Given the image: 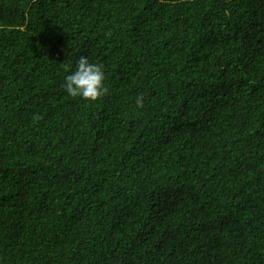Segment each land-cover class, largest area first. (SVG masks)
Masks as SVG:
<instances>
[{"label": "trees", "instance_id": "obj_1", "mask_svg": "<svg viewBox=\"0 0 264 264\" xmlns=\"http://www.w3.org/2000/svg\"><path fill=\"white\" fill-rule=\"evenodd\" d=\"M0 264H264V0H0Z\"/></svg>", "mask_w": 264, "mask_h": 264}, {"label": "clouds", "instance_id": "obj_2", "mask_svg": "<svg viewBox=\"0 0 264 264\" xmlns=\"http://www.w3.org/2000/svg\"><path fill=\"white\" fill-rule=\"evenodd\" d=\"M60 88L69 98L95 102L109 91L105 68L89 56L80 55L73 66L66 71ZM136 104L138 107L143 105L142 97L136 98Z\"/></svg>", "mask_w": 264, "mask_h": 264}, {"label": "bare ground", "instance_id": "obj_3", "mask_svg": "<svg viewBox=\"0 0 264 264\" xmlns=\"http://www.w3.org/2000/svg\"><path fill=\"white\" fill-rule=\"evenodd\" d=\"M191 237V236H190ZM192 239V238H191ZM51 244V243H50ZM43 254V253H42Z\"/></svg>", "mask_w": 264, "mask_h": 264}]
</instances>
